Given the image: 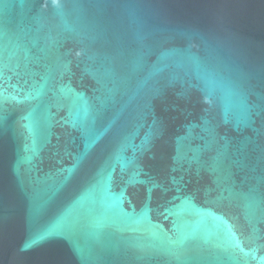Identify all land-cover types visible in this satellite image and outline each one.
<instances>
[{
	"label": "water",
	"instance_id": "water-1",
	"mask_svg": "<svg viewBox=\"0 0 264 264\" xmlns=\"http://www.w3.org/2000/svg\"><path fill=\"white\" fill-rule=\"evenodd\" d=\"M0 264H264V0H0Z\"/></svg>",
	"mask_w": 264,
	"mask_h": 264
}]
</instances>
